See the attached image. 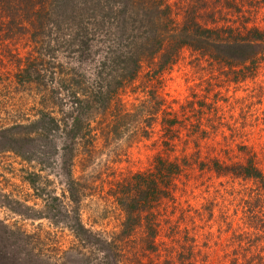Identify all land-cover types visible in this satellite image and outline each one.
I'll return each instance as SVG.
<instances>
[{"label": "rangeland", "instance_id": "374dc122", "mask_svg": "<svg viewBox=\"0 0 264 264\" xmlns=\"http://www.w3.org/2000/svg\"><path fill=\"white\" fill-rule=\"evenodd\" d=\"M257 24L262 26V21ZM65 44L55 47L54 61L72 67L69 71L75 79L79 78L73 75L77 71L90 73L100 58V54L96 55L98 49L74 54L76 43L66 47ZM29 49L25 36L0 39V75L11 79L16 57H23ZM200 56L182 48L177 60L163 70L156 86L158 95L173 109L183 104L184 110L177 111V117L184 120L185 126L177 127L172 141L164 144L157 116L148 135L130 143L124 140L126 129L119 137L108 140L95 136L90 152L78 146L70 165H65L62 134L39 129L41 125L36 119L41 100L46 96L55 100L58 91H51L49 95L50 83L45 89L33 84L29 89L14 91L0 79V125L6 128L0 130V256L3 263L19 264L16 258L25 257L20 244L11 245L12 232L18 227L26 233L38 231L45 242L42 253L45 258L56 261L55 264H100L94 259L95 252L78 247L65 225L72 209L65 190L69 178L66 167L82 190L79 200L82 223L108 237L119 231V223L124 218L109 192L113 182L149 168L152 157L160 155L171 160L183 158L186 165L173 179L169 196L151 208L157 224L155 250L141 248L145 231L136 227L123 238L122 264H264V233L253 232L247 226L250 211L257 213L256 199L249 196L253 194L252 181L217 177L198 168L212 158L230 164L242 162L251 154L264 174V62L251 78L232 81L226 78L225 64L218 68ZM141 80L142 73L134 84L142 85ZM131 87L124 86L118 93L122 107L128 110L143 97L138 91L131 92ZM198 101L212 103L218 115L219 119L213 123L221 124L217 122L213 132L206 124L210 114L205 106L203 112L198 109L201 104ZM55 107L67 108L62 104ZM9 115L14 120L23 119L20 120L23 123L36 120L25 127L13 128L4 120ZM197 120H200L198 132L188 135L186 128H191ZM243 121L244 127L239 126ZM30 173L39 175V182ZM31 177L43 189L42 198H36L29 188L25 179ZM53 195L57 200L50 197ZM102 251L99 246L97 254ZM32 264L46 263L44 259L32 257Z\"/></svg>", "mask_w": 264, "mask_h": 264}, {"label": "trees", "instance_id": "16d2710c", "mask_svg": "<svg viewBox=\"0 0 264 264\" xmlns=\"http://www.w3.org/2000/svg\"><path fill=\"white\" fill-rule=\"evenodd\" d=\"M257 21H262V26ZM19 35L25 36L30 49L23 57H16L11 79L4 75L0 79L14 91L29 89L33 84L45 89L49 83V95L58 91L55 100L46 96L38 102L36 119L41 125L39 129L62 134L65 165H70L78 146H84L87 153L95 136L108 140L119 137L126 129L124 140L130 143L146 137L157 116L164 144L175 138L177 127L185 126L184 120L177 117V111L184 110L183 104L173 109L158 95L156 86L163 70L177 60L182 48L197 52L218 68L225 64L227 80L251 78L264 62V0H0V39ZM64 43L65 47L76 43L74 54L98 49L96 55L100 54V58L90 73L77 71L73 75L79 78L75 79L69 71L72 67L54 61L55 47ZM141 73L142 85L136 86L135 79ZM124 86H132L131 92L138 91L143 96L131 105V110L123 108L118 99ZM198 102L201 103L198 109L201 111L205 106L210 114L206 124L213 132L216 123L221 124L213 123L219 119L218 115L212 103ZM60 104L67 108L55 107ZM11 118L9 115L4 120L13 128L25 127L36 120L23 123L20 121L23 119ZM199 122L186 128L188 135L198 132ZM239 126L244 127V121ZM2 129L6 128L0 125ZM184 165L183 158L171 160L155 155L149 168L115 180L109 192L124 218L119 231L108 237L82 223L79 207L82 190L66 167L69 178L65 190L72 209L65 225L78 247L95 252L94 259L100 264H122L123 238L141 227L145 231L141 248L155 250L157 224L151 208L169 196L173 179ZM198 168L217 177L251 180L254 188L249 196L258 202L254 200V207L260 215L250 211L247 226L253 232L264 233V174L253 155L230 164L212 158ZM36 177L39 182V175ZM25 180L36 198H42L44 191L37 181L33 177ZM50 197L57 200L55 195ZM11 238V245L20 244L24 248L25 257L16 258L19 264H32V257L44 259L46 264L56 263L42 253L45 242L38 231L26 233L16 227ZM99 246L103 251L97 254ZM8 260L11 263V258ZM0 262L8 264L3 263L1 256Z\"/></svg>", "mask_w": 264, "mask_h": 264}]
</instances>
